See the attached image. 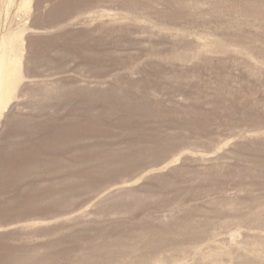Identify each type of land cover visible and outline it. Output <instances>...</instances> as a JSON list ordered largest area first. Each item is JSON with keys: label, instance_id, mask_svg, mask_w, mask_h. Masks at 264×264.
Listing matches in <instances>:
<instances>
[{"label": "rangeland", "instance_id": "obj_1", "mask_svg": "<svg viewBox=\"0 0 264 264\" xmlns=\"http://www.w3.org/2000/svg\"><path fill=\"white\" fill-rule=\"evenodd\" d=\"M5 33L20 78L0 108V257L264 264V0H0ZM84 87L131 90L164 114L96 123L71 116L81 100L55 102ZM69 120L84 132L51 151L44 140L67 133L49 123ZM103 241L102 261L89 258Z\"/></svg>", "mask_w": 264, "mask_h": 264}, {"label": "bare ground", "instance_id": "obj_2", "mask_svg": "<svg viewBox=\"0 0 264 264\" xmlns=\"http://www.w3.org/2000/svg\"><path fill=\"white\" fill-rule=\"evenodd\" d=\"M13 39H14V35H9V33H5V34H1V36H0V108L1 107H4L5 105H6V103L9 101V99L11 98V96H12V94H13V92H14V90H15V88H16V85H17V83H18V80H19V78H20V71H19V58H18V54H19V47H16L15 46V44H14V41H13ZM37 41V40H36ZM44 46V45H43ZM31 64V63H30ZM32 65V64H31ZM35 70V69H34ZM32 72H34L33 71V69H31V67L30 68H28V66H27V69H25V73L26 74H32ZM46 86V85H45ZM42 87V86H41ZM43 88V87H42ZM58 88V87H57ZM56 88V89H57ZM23 89V88H22ZM42 90V89H41ZM123 91H121L120 92V88H111V89H108V90H101V89H98V88H94V89H88V88H74V89H72V90H61V95L60 96H58V97H55V102H56V100H57V102H59V101H61V102H59V103H62V104H64V103H67V104H70V103H72L74 100H76V99H79V100H81V102H82V110H83V112L82 113H78V114H74V115H71V116H85L86 118H88L89 119V122H100V121H102V120H104V118H105V116H120L118 119H119V122L121 123V124H125L126 125V123H127V121L129 120V119H127L126 117H124V116H130V117H132V116H154V115H160L161 113H163L164 114V112L163 111H160L158 108V110H156L155 112L153 111V108H152V106H150L149 104H147V105H144V104H139V103H136L137 102V98L135 97V96H137L136 94H132V92H131V90H127V89H122ZM44 91V90H43ZM33 93V92H32ZM49 93V92H48ZM45 94H47L46 92H45ZM70 94H72V95H70ZM25 95H26V93H25ZM121 95H123V96H121ZM47 95H45V97H46ZM28 97V96H27ZM26 97V98H27ZM28 99V98H27ZM59 100V101H58ZM31 101V100H30ZM139 101V100H138ZM28 102V101H27ZM33 102V101H32ZM45 102V101H44ZM146 102V101H145ZM144 102V103H145ZM147 103V102H146ZM149 103V102H148ZM35 105V104H34ZM144 105V106H143ZM32 106V105H31ZM35 107H37L36 105H35ZM39 109V108H38ZM31 110V109H30ZM93 110H95L96 112H92ZM154 110H155V107H154ZM42 111V110H41ZM173 115V114H172ZM66 116H68V115H66ZM28 117V116H27ZM184 118V117H183ZM26 119H28V118H26ZM117 119V120H118ZM142 120V119H141ZM21 121V120H20ZM17 122V121H16ZM206 122V121H205ZM45 123V122H44ZM52 124V123H51ZM51 124L49 123V127H47V133H49V134H52V135H59V133H57V132H60V131H62V132H65V133H69L70 134V136H67V134L65 135V136H62V138H56V137H53V138H50V139H48V140H44L45 142H44V144L45 143H47V144H49V149L51 150V151H54V150H56L57 148L56 147H61V148H65V146H69V144L71 143L70 141V137H71V134H79V133H82V132H84V129L85 128H79V126H77L78 124L77 123H75V121H71V120H69V123L66 125L65 124V126H61L60 127V125H62V123H60L59 124V126L58 127H56L57 126V124H56V126L54 127V123L52 124L53 126H51ZM17 125H21V124H17ZM45 125V124H44ZM11 126V125H10ZM52 127H54V128H52ZM15 128H17L16 126H15ZM91 131H96L97 129L94 127V126H92L91 128ZM98 130H99V128H98ZM21 131V129H14L13 130V132L15 133H18V132H20ZM103 131V130H102ZM33 132V131H32ZM41 132V131H40ZM130 133V132H129ZM63 134V133H62ZM47 135V134H46ZM47 137V136H46ZM45 137V138H46ZM59 137H61V136H59ZM137 138V137H136ZM74 139H75V137H74ZM26 140V139H25ZM48 141V142H47ZM72 141H73V139H72ZM22 142H23V140H22ZM35 142H37V141H35ZM70 142V143H69ZM20 143V142H19ZM130 143V142H129ZM22 144V143H21ZM143 144V143H142ZM16 145V144H15ZM15 145H13V146H15ZM40 142H39V144H34L32 147L30 146V147H24L23 148V145H21L22 146V150L21 149H19V150H21L20 152L17 150V151H15L16 153L18 152L19 154H22V152H24V153H37V152H40L41 151V149H42V146H41V148H40V150H38L39 149V147H40ZM18 146H20V145H18ZM79 146H86V145H79ZM109 146V145H108ZM47 147H48V145H47ZM107 147V146H106ZM15 148H16V146H15ZM148 148V147H147ZM14 148H12V150H13ZM60 149V148H59ZM111 149V148H110ZM109 148H106V149H104L103 150V154H108V155H110V154H112V149L110 150ZM140 149V148H139ZM142 149H144V148H142ZM141 149V150H142ZM127 150V149H126ZM137 151V150H136ZM135 151V152H136ZM149 151V150H148ZM168 151V150H167ZM142 152V151H141ZM126 153V152H125ZM25 155V154H24ZM105 155V156H106ZM113 155V154H112ZM151 155V154H150ZM22 156V155H21ZM104 156V157H105ZM109 157H111V156H109ZM108 157V158H109ZM97 165H99L100 167H99V169H101V171H102V173H103V171H104V168H103V166L104 165H106L105 163H108V162H110V161H108V162H106L105 161V159L104 158H102V159H100V157L99 158H97ZM35 163H37L36 161H35ZM34 162H32V164H35ZM50 163V162H49ZM131 163V162H130ZM237 163V162H236ZM133 164V163H132ZM108 165L109 164H107V167H108ZM215 165V164H214ZM207 167V166H206ZM124 168V167H123ZM119 170H120V168H119ZM187 170V169H186ZM238 171V170H237ZM118 172V171H117ZM262 173V172H261ZM200 174V173H199ZM166 175V174H165ZM207 175V174H206ZM214 175V174H213ZM220 175V174H219ZM156 176H158V175H156ZM179 176V175H178ZM119 177V176H118ZM175 177V176H174ZM160 179H162V178H160ZM211 181V180H210ZM94 182V180L93 179H89V181H88V183H93ZM165 184V183H164ZM181 184V183H180ZM161 186V185H160ZM140 189V188H139ZM119 195V194H118ZM62 197V196H61ZM60 197V198H61ZM135 197V196H134ZM141 197V196H140ZM228 197V196H227ZM142 198V197H141ZM233 200V199H232ZM223 201V200H222ZM135 205H137V204H135L134 203V206L133 207H135L136 208V206ZM125 206V205H124ZM230 206H232V204L230 205ZM66 207V206H65ZM121 207V206H120ZM237 207V206H236ZM126 211H128V208H127V210ZM128 214H129V212H127ZM250 214L253 216V217H255V218H260L261 216V212L260 211H251L250 212ZM245 215V214H244ZM245 222H247V221H245ZM247 223H249V222H247ZM143 224L145 225V223L143 222ZM150 224V223H149ZM138 225H141V224H138ZM138 225H136L137 227H138ZM179 225V224H178ZM153 227V226H152ZM159 227V226H158ZM139 228V227H138ZM142 228V227H141ZM147 228V227H146ZM171 228V227H170ZM262 228V227H261ZM260 228V229H261ZM151 231H152V229H150ZM153 230H155V228L153 229ZM178 230L181 232L182 230H183V228L182 227H180L179 226V228H178ZM130 231V230H129ZM140 231V230H139ZM146 231H148V233H150L149 232V230H146ZM163 231H165L163 228H159L158 229V232H162L161 234L163 235L162 237L164 238L165 237V235L163 234ZM174 231V230H173ZM134 233V232H133ZM157 233V232H156ZM155 233V234H156ZM173 233V232H172ZM150 234H153V233H150ZM188 235L190 234V233H187ZM138 235V238L140 239V235L139 234H137ZM145 235H146V232H145ZM176 235H177V232H176ZM188 235L186 236V237H188ZM142 236H144V233L142 234ZM153 236H154V234H153ZM152 236V237H153ZM181 236V235H180ZM191 236V235H190ZM193 236H194V232H193ZM119 237V236H118ZM126 237V236H125ZM124 236H122V237H119L118 238V242H125L127 239L125 238ZM134 237V236H133ZM152 237H150V238H152ZM158 237H160V236H158ZM137 238V237H136ZM135 238V239H136ZM163 238H161V240L163 239ZM181 237H179V240H181L180 239ZM191 238H193L192 236H191ZM194 238H195V236H194ZM133 239V238H132ZM131 239V240H132ZM145 239V238H144ZM149 239V238H148ZM152 239H154V238H152ZM130 240V239H129ZM128 240V241H129ZM160 240V241H161ZM164 240V239H163ZM195 240H198V237L196 236V238L194 239V242H195ZM259 240V242L261 243V241L262 240H260V239H258ZM257 240V241H258ZM191 241V240H190ZM104 242V241H103ZM130 242L131 241H129L128 243L130 244ZM136 242H137V240L135 241V244H136ZM142 242V241H141ZM144 242H145V240H144ZM143 242V243H144ZM164 242V241H163ZM162 242V244H164L165 245V243L167 244V241L166 242H164L163 243ZM193 242V241H192ZM133 243V242H132ZM139 243V242H138ZM151 244V243H153V241L151 240V239H149L148 240V244ZM161 243V242H160ZM174 243V242H173ZM176 243V242H175ZM184 243H186V242H184ZM142 243H140V245H141ZM149 244V250H151V248H153V247H160L161 245L160 244H156V245H154L153 246V244H151L150 245ZM112 243H110V242H104V243H101V244H96V243H94V244H92L91 246H90V254L88 255V257L90 258V257H92V258H94V260H96L97 259V261L98 262H100V261H102V259H101V257H100V255H101V253L99 254V252L100 251H102V248H105V249H107V250H109L110 249V247H112ZM146 245H147V243H146ZM163 245V246H164ZM261 245H262V243H261ZM144 246V245H143ZM162 246V247H163ZM167 247H168V245H167ZM141 248H142V246H141ZM161 248V247H160ZM249 248V247H248ZM159 249V248H158ZM164 249V248H163ZM261 250H262V248H260ZM264 249V248H263ZM117 250V249H116ZM126 250V249H125ZM161 250H162V248H161ZM175 250V249H174ZM181 250V249H180ZM118 251V250H117ZM153 251V250H152ZM163 251V250H162ZM176 251H177V248H176ZM104 252V251H103ZM109 252V255H111V254H113L114 252L113 251H108ZM178 252H179V250H178ZM103 254V253H102ZM104 254H107V253H104ZM103 254V255H104ZM122 254H124V252L122 253ZM152 254H153V252H152ZM176 254H177V252H176ZM232 254V253H231ZM241 254V253H240ZM252 254H253V252H252ZM128 255V254H127ZM178 255V254H177ZM242 255V254H241ZM94 256H96V257H94ZM121 256V255H120ZM119 256V257H120ZM123 256V255H122ZM140 256V255H139ZM172 256H174V255H172ZM179 256V255H178ZM83 257V256H82ZM129 257V256H128ZM135 257V256H134ZM231 257V256H230ZM243 257H245V256H243ZM261 256H253V257H250L249 255H248V257H245L244 258V261L241 263V264H250L251 262H253V263H256L259 259H261L260 258ZM126 258H127V256H126ZM133 258V257H132ZM132 258H129V259H132ZM136 258V257H135ZM138 258V257H137ZM233 258H234V256H233ZM98 259H100V260H98ZM166 258H164V260H165ZM167 259H168V257H167ZM238 259V258H237ZM240 259V258H239ZM238 259V260H239ZM84 260V259H83ZM93 260V261H94ZM139 260V258L137 259V261ZM150 260V259H149ZM43 261H45V258L43 257V255L42 256H35V258H28V257H20V258H18L17 256H10V255H8L6 258H4V257H0V264H39V263H41V262H43ZM80 261V260H79ZM91 261V260H90ZM114 260L109 256V258H108V260H105V264H111V262H113ZM137 261H135V262H137ZM240 261V260H239ZM96 262V261H95ZM94 262V263H95ZM128 262H131L132 263V261H127V263ZM147 262L148 261H146V260H140L138 263L139 264H147ZM78 263V262H77ZM137 263V264H138Z\"/></svg>", "mask_w": 264, "mask_h": 264}]
</instances>
